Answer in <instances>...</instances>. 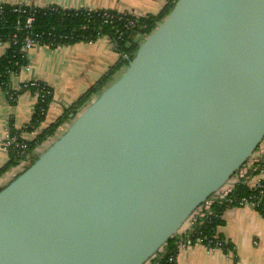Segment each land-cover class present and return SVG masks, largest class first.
<instances>
[{
  "label": "water",
  "instance_id": "95a60500",
  "mask_svg": "<svg viewBox=\"0 0 264 264\" xmlns=\"http://www.w3.org/2000/svg\"><path fill=\"white\" fill-rule=\"evenodd\" d=\"M0 188V264H146L264 140V0H176Z\"/></svg>",
  "mask_w": 264,
  "mask_h": 264
},
{
  "label": "crops",
  "instance_id": "0c3cea01",
  "mask_svg": "<svg viewBox=\"0 0 264 264\" xmlns=\"http://www.w3.org/2000/svg\"><path fill=\"white\" fill-rule=\"evenodd\" d=\"M170 1L0 0V3L41 8L57 6L74 10H112L147 16L158 14ZM6 49V45L0 44V57L5 54ZM120 58L121 54L114 49L106 36L92 42L80 41L55 47L37 45L30 51L28 69H22L18 74L12 76L11 88L19 89L24 83L31 80L42 81L52 88L53 99L45 120L37 130L39 131L56 121L112 66L116 65ZM125 68L122 67L114 79ZM35 102L36 97L31 90L21 92L16 103H11L6 93L0 89V169L10 160L9 151L3 145L7 124L12 122L17 129L27 126L32 119ZM72 120L65 122L54 136L34 149L33 156L37 157L44 151L57 136L67 129ZM33 134L35 133H25L29 138H32ZM27 165L28 161H22L17 166L3 172L0 176V188L16 177ZM253 179L250 184L260 179L264 180V170H260ZM222 219L224 222L218 226L217 234L222 236L231 245V248L226 251L222 248H209L203 243L194 242L178 249L177 264H264V216L252 207L235 206L225 209ZM184 230L185 227L182 232ZM182 235L181 233L176 236L175 244Z\"/></svg>",
  "mask_w": 264,
  "mask_h": 264
},
{
  "label": "trees",
  "instance_id": "16d2710c",
  "mask_svg": "<svg viewBox=\"0 0 264 264\" xmlns=\"http://www.w3.org/2000/svg\"><path fill=\"white\" fill-rule=\"evenodd\" d=\"M176 0H171L164 9L155 15H147L135 19L134 27L126 29L125 22L114 19L111 23L104 22L105 12H113L112 10H92V9H64L59 7V10H52L50 7H35L30 5H11L0 3L3 6V12H0V42L11 40L12 35L16 32V25L23 26L26 18L33 15L35 20L31 27V33L42 34L40 39H37L42 45L50 44V47L58 45H68L80 41L91 42L98 40L99 36L109 37L119 49L121 54L120 61L112 66L106 74L93 86H91L86 93H84L70 108L66 109L64 113L48 127L37 131L46 118V113L49 105L53 99L52 88L46 83L40 81V85L46 90H50V94L44 98V101H39L34 107V112L30 123L22 129H17L9 122L10 128L14 133L22 134L32 133V138L25 139L28 143V149L23 153L22 150L15 147L8 149L10 160L0 169V176L11 167L17 166L25 157L34 151L39 145L43 144L50 137L54 136L58 129L67 121L73 119L71 114L79 115L94 99L96 95L102 92L108 84L114 79L116 73L124 66H127L129 61L135 56L138 49V43L133 42L134 33H142L144 35L150 34L165 17L170 13L174 7ZM15 9H25L22 13L14 11ZM25 34V32H22ZM21 33V38L23 34ZM67 35L68 39H60V36ZM30 55L20 51L19 46L12 45L7 49L5 54L0 57V89L7 90V87L2 86V82H10L13 75L18 74L24 66L29 64ZM16 100L11 103H16ZM23 141V140H21ZM36 156L31 157V161L27 167L36 160ZM258 194V190H251L247 185L238 183L235 186L234 194L236 196H249ZM264 196V195H263ZM213 214L208 216L205 222L200 225L198 234H195L192 239H196L200 235H207L213 239L215 236L219 240L224 241L222 249L228 251L231 245L220 235L217 234V228L223 224L222 214L226 208L225 203L215 201L211 205ZM264 216V197L263 203L257 209ZM176 236L169 238L167 243L163 246L165 253H158L162 264H170L168 262L169 256L177 253L175 244ZM192 240V241H193ZM217 240V239H216ZM208 247H212L213 243H206ZM155 259V260H156Z\"/></svg>",
  "mask_w": 264,
  "mask_h": 264
},
{
  "label": "built area",
  "instance_id": "2783aa9c",
  "mask_svg": "<svg viewBox=\"0 0 264 264\" xmlns=\"http://www.w3.org/2000/svg\"><path fill=\"white\" fill-rule=\"evenodd\" d=\"M19 6L23 7L24 5L20 4ZM49 7L52 10H56V11L59 10V7L57 6H49ZM2 8L3 6L2 4H0V12H3ZM17 10L22 13L26 12L25 9H22V10L15 9L14 11H17ZM104 17H105L104 19L105 23H111L113 22L114 19H117L118 21L125 22L124 27L126 29H130L134 27L135 19L136 18L139 19L140 17H143V16H140L134 13H127V12L113 13L109 11V12H105ZM34 20L35 18L33 15L27 16L25 24L23 26H20L18 24L16 25L15 27L16 32L12 35L11 40L6 41V42H0V44L6 45L7 49L10 48L12 45L19 46L20 51L30 55V51L35 46L42 45L37 40L41 38L42 34H36L34 36V34L31 33V30H30ZM23 31L25 32V34L22 33ZM21 33L23 34L22 38H21ZM143 36L145 37L146 35L143 34ZM102 37H105V35L99 36L98 39ZM61 38L68 39V36L67 35L60 36V39ZM108 39L112 43L114 49L119 52L117 44H115L109 37ZM44 46L50 47V44H45ZM28 65L29 64L24 66L22 69H28ZM1 85L7 87V90H3V91L6 93V96L8 97L10 102L18 99L21 92L25 90H31L35 94V97H36V102L34 104V107L37 103H39V101H44V98L51 93L50 90L44 89V87L40 85V81L38 80H31L29 82H26L19 89L11 88V81L10 82L3 81ZM32 133H35V132H32ZM27 138L29 137H26L25 133H23V135L14 133L8 123L5 128V136H4L3 145L7 150L10 147H15L17 149L22 150L23 153H25V151L28 149V143L25 140ZM33 152L29 153L25 157L23 162L28 161L29 163L31 161V157L33 156ZM260 170H264V140L262 141L260 146L257 148L253 156L242 166V168L238 172H236L233 175L230 181L223 188H221L214 195H212L205 203L200 205L193 212V214L190 216V218L187 220L184 226L174 235V236H179L181 233L183 234L182 236L179 237L180 239L176 241L177 251L179 248L189 246L193 244L194 242L203 243L206 246H207L206 243H213L214 245H212V247H209V248H221L224 241L219 240L217 236L211 239L207 235H203L200 231L199 232L200 235L197 236L196 239L193 240L192 237L195 234H198L200 225H202L205 222L208 216L213 214L211 205L215 201L225 203L227 209L235 207V206H249L257 210L258 207L261 206V204L263 203L264 180L260 179L254 182L253 184H250V183L252 180H254L253 178H255L256 174ZM238 183H243L247 185L251 190H258V194L242 196V197L233 195L235 186ZM184 227H185V230L182 232ZM165 251L166 250L162 248L159 253H165ZM157 257H159V254H156L146 264H162L160 262V259H156ZM168 262L170 264H177V253L169 256Z\"/></svg>",
  "mask_w": 264,
  "mask_h": 264
},
{
  "label": "rangeland",
  "instance_id": "374dc122",
  "mask_svg": "<svg viewBox=\"0 0 264 264\" xmlns=\"http://www.w3.org/2000/svg\"><path fill=\"white\" fill-rule=\"evenodd\" d=\"M124 67H127V66H124ZM124 67H123V68H124ZM42 146H43V145H42ZM44 149H45V148H44ZM44 149H43V150H44Z\"/></svg>",
  "mask_w": 264,
  "mask_h": 264
}]
</instances>
